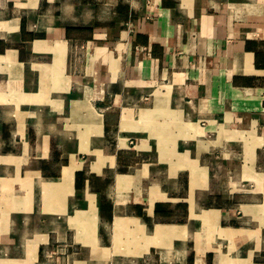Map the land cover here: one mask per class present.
Wrapping results in <instances>:
<instances>
[{
  "label": "crops",
  "instance_id": "obj_1",
  "mask_svg": "<svg viewBox=\"0 0 264 264\" xmlns=\"http://www.w3.org/2000/svg\"><path fill=\"white\" fill-rule=\"evenodd\" d=\"M25 262L264 264V0H0V263Z\"/></svg>",
  "mask_w": 264,
  "mask_h": 264
},
{
  "label": "rangeland",
  "instance_id": "obj_2",
  "mask_svg": "<svg viewBox=\"0 0 264 264\" xmlns=\"http://www.w3.org/2000/svg\"><path fill=\"white\" fill-rule=\"evenodd\" d=\"M157 239V238H156ZM155 241V240H154ZM130 247V246H129ZM128 246H126L125 248H124V251L125 252H127L129 249L131 250V248H129ZM54 252V254H57L58 252H57V250H56V248H53L52 249ZM116 250H118V249H116ZM1 264V263H0ZM24 264H28L27 262H25Z\"/></svg>",
  "mask_w": 264,
  "mask_h": 264
},
{
  "label": "trees",
  "instance_id": "obj_3",
  "mask_svg": "<svg viewBox=\"0 0 264 264\" xmlns=\"http://www.w3.org/2000/svg\"><path fill=\"white\" fill-rule=\"evenodd\" d=\"M157 210V207H155V211Z\"/></svg>",
  "mask_w": 264,
  "mask_h": 264
}]
</instances>
